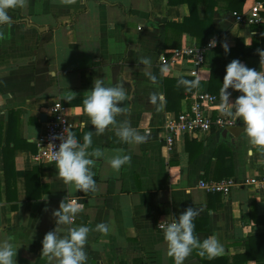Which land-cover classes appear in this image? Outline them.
<instances>
[{"label": "crops", "instance_id": "0c3cea01", "mask_svg": "<svg viewBox=\"0 0 264 264\" xmlns=\"http://www.w3.org/2000/svg\"><path fill=\"white\" fill-rule=\"evenodd\" d=\"M256 1L264 5V0H25L23 7L9 10L11 23L0 26V240L11 239L18 247L17 264H47L41 242L56 227L52 213L64 198L82 205L73 226L110 223L108 235L90 231L87 264H174L157 225L188 207L199 211L195 235L201 241L215 236L224 254L208 259L194 249L185 264H264V190L241 186L224 195L200 186L201 180L264 175V150L250 144L243 121L178 135L171 149L162 139L167 117L191 111L198 96L211 93V70L217 50L224 52L222 44L230 49L224 52L226 66L239 60L264 71L257 51L264 50V9L259 24L235 18ZM210 14L213 26L198 43L195 35L204 32L201 25L208 24ZM186 24L188 31L179 26ZM213 38L216 47L208 49L201 68L183 60L170 62L169 72L161 74L163 54L185 45L206 46ZM142 58L152 61L148 70L157 77L155 84L145 75ZM181 77L199 78L201 84L180 102L176 97V111H170L165 80ZM96 78L106 86L123 85L128 99L120 105L118 124L128 122L147 140L125 144L114 129L93 134L89 151L98 148L104 156L92 157L96 191L84 194L64 184L54 163L38 162L36 155L57 101L80 143L95 131L80 123L88 120L82 102ZM70 91L76 99L66 103L62 97ZM229 92L230 102L241 95ZM152 94L158 97L155 105ZM220 106L221 99L209 112L223 114ZM117 154L131 156L119 172L108 163Z\"/></svg>", "mask_w": 264, "mask_h": 264}, {"label": "clouds", "instance_id": "9594fccd", "mask_svg": "<svg viewBox=\"0 0 264 264\" xmlns=\"http://www.w3.org/2000/svg\"><path fill=\"white\" fill-rule=\"evenodd\" d=\"M25 0H0V26L11 23L10 9L23 7ZM3 33L0 32V37ZM252 42L247 44L251 45ZM215 38L209 41V47H216ZM225 54L230 49L227 43L222 44ZM260 56V66L264 65V50H257ZM141 64L145 66V75L152 83H156L157 77L148 69L152 61L142 58ZM226 74L220 89L221 111L233 120L243 121L244 133L251 145L264 150V71L247 67L239 60H232L226 66ZM161 74L169 72L168 66H162ZM178 84L187 91L200 87L199 78L188 80L179 79ZM241 93L234 101L230 102L232 95L228 90ZM83 98V113L88 117L87 121L80 123L81 128L90 123L95 131H88L83 136V143L77 139L75 132L64 129L63 134L54 137L61 143L57 150H53L49 163H54L57 174L65 185L74 187L76 192L88 193L96 191V181L92 167L95 158H101L104 153L96 148L91 152L93 134L99 136L106 130H115V135L125 144H142L147 137L131 127L128 122L118 124L117 116L124 109L120 106L128 95L122 84L106 86L103 78H96L91 90L86 92ZM66 103L76 99V93L70 91L62 97ZM150 102L156 104L158 97L150 96ZM160 100L163 98L160 97ZM81 109L77 108V112ZM54 148V146H53ZM110 167L119 172L125 165L131 163L128 154H117L108 159ZM47 199V198H46ZM45 199V200H46ZM82 212V205L73 199L60 202L59 208L53 211L56 227L47 232L42 240L41 256L47 259V264H87L88 255L86 245L90 231H96L108 235L112 230L110 223L101 222L90 229L84 225L73 226L77 216ZM199 215L196 208L188 207L178 217L166 225L161 224L163 239L167 244V254L174 264H185L186 259L194 249L199 250L201 257L207 256L214 259L224 254V246L215 236H209L202 241L195 235L194 220ZM59 226H66L61 228ZM66 233V234H62ZM18 247L11 239L0 240V264H17L16 255Z\"/></svg>", "mask_w": 264, "mask_h": 264}, {"label": "built area", "instance_id": "2783aa9c", "mask_svg": "<svg viewBox=\"0 0 264 264\" xmlns=\"http://www.w3.org/2000/svg\"><path fill=\"white\" fill-rule=\"evenodd\" d=\"M263 6L262 2L256 1L246 13H235L236 21L245 25L259 24L263 22ZM208 49H210L209 45L201 47L185 45L173 49L170 52V56L163 54L160 59L164 65H167L170 62L188 60L193 63L195 67L201 68L206 63ZM219 99V96L205 92L198 96L191 111L183 112L177 116L167 117L163 123L164 136H162L167 149L173 147L174 139L178 135L185 133L211 132L215 128L236 125L238 123L237 119L233 120L226 117L224 114L214 117L209 112L211 106ZM65 128L72 130V125L69 121L64 105L61 101H57L50 106V117L47 122L46 132L38 142L39 152L36 155V161L49 162L51 153L53 150H57L61 143L59 139H54V137L63 134ZM145 133L151 135L152 131L151 129H148ZM200 186L208 192L222 193L224 195H229L233 189L241 186H255L259 190H264V175L261 177H251L244 181H239L236 178H227L219 182L201 180ZM170 222L171 221L159 222L157 228L159 231L163 232L161 224L166 225Z\"/></svg>", "mask_w": 264, "mask_h": 264}, {"label": "trees", "instance_id": "16d2710c", "mask_svg": "<svg viewBox=\"0 0 264 264\" xmlns=\"http://www.w3.org/2000/svg\"><path fill=\"white\" fill-rule=\"evenodd\" d=\"M206 2H208V1H206ZM212 20H213L212 19V14H210L208 24L201 25L203 27V31L204 32L196 33L195 36L197 37L198 43H201L202 41H204L206 29L208 27H210V26H213L212 25ZM179 26H181L186 31L189 30V28H188L189 25H187V24L186 25H179ZM190 32H189L190 34H192V33L194 34L195 33V32H192V31H190ZM231 56L233 58H235V56H236L235 55V50H232ZM244 58H246V57H244ZM226 64H227V61L225 59L223 50L218 49L216 57H215L214 65H213V68L211 70V77H210L211 78V85H210L209 91L212 94L217 95L219 97H220V89L222 88V84L219 81V77L221 75H223V78H224V76L226 74V71H225L226 70ZM181 78H183V77H181ZM216 78L218 80H216ZM183 79H187V77L183 78ZM178 80L179 79H169V78H167L165 80V86H166V107L170 111H176V108L172 107V105H174L173 103H174V101H175L174 99H176V97L178 98V100L180 102L181 99L186 96V94H192V92H193V89L191 91H187L184 86L179 85L178 84ZM188 80H193V79L188 78Z\"/></svg>", "mask_w": 264, "mask_h": 264}, {"label": "water", "instance_id": "95a60500", "mask_svg": "<svg viewBox=\"0 0 264 264\" xmlns=\"http://www.w3.org/2000/svg\"><path fill=\"white\" fill-rule=\"evenodd\" d=\"M42 119L45 120L46 119V115L43 114L42 115Z\"/></svg>", "mask_w": 264, "mask_h": 264}]
</instances>
